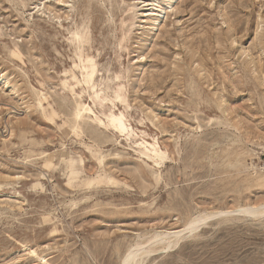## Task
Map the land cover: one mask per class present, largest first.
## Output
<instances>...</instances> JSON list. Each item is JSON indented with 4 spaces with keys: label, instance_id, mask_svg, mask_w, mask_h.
<instances>
[{
    "label": "rangeland",
    "instance_id": "374dc122",
    "mask_svg": "<svg viewBox=\"0 0 264 264\" xmlns=\"http://www.w3.org/2000/svg\"><path fill=\"white\" fill-rule=\"evenodd\" d=\"M263 205L264 0H0V264H120ZM217 217L143 264H264V215Z\"/></svg>",
    "mask_w": 264,
    "mask_h": 264
},
{
    "label": "bare ground",
    "instance_id": "6f19581e",
    "mask_svg": "<svg viewBox=\"0 0 264 264\" xmlns=\"http://www.w3.org/2000/svg\"><path fill=\"white\" fill-rule=\"evenodd\" d=\"M146 16L147 15L143 14L142 17H146ZM76 58L79 61L80 75H81V81H76V84L77 85L85 84L88 87V89L92 91V96L95 98L96 102L101 103V105H103L102 114H103L104 119H106V121L105 122L102 121L101 119L97 117V115L94 112H91L93 117L97 119V121H99V124L105 126V123H106L111 129L117 130L119 131V133H121V135H126L127 137H129V135L132 133V130L127 128V126L125 125L124 116L121 113L116 114V112L114 111L115 107H113V109H108L106 112L105 111V108H106L105 101H107L106 98L100 97L97 94V92L91 89L93 88L96 73H97L95 63H93L94 58L82 52L80 55H76ZM78 115L79 113H77V116ZM142 145L147 152H150L157 159L162 160V157L160 155L161 152L156 147V145H152L146 142H142ZM146 147L149 149L147 150ZM232 214H235V215L242 214V215H248L252 217L263 216L264 215V205L259 207L258 210H255V211L253 209L244 208V207L231 210V211H223V212L219 211L216 214H212L209 216L203 215L204 217H199L197 219L194 218L195 220L188 223L187 225L182 227V229L180 230H177V231L167 230L164 232H156L153 234L151 238L148 239L149 240L148 242L146 241L145 245L138 243L134 245L133 247L130 246L132 248H129V251L121 259L120 264H143L144 259L147 258V256L150 255V253L152 254V252L154 251L152 249V246L154 245L158 246V244L159 245L162 244L163 245L162 248L164 250L165 248L166 249L173 248L178 244L179 240L184 238V235L191 234L192 232L194 233L195 230L197 231L199 228H201L203 225L206 224L209 218L211 219V217L213 216L227 217Z\"/></svg>",
    "mask_w": 264,
    "mask_h": 264
}]
</instances>
